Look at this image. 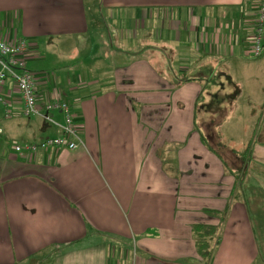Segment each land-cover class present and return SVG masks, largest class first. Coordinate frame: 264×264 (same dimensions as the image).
<instances>
[{
  "label": "crops",
  "instance_id": "crops-1",
  "mask_svg": "<svg viewBox=\"0 0 264 264\" xmlns=\"http://www.w3.org/2000/svg\"><path fill=\"white\" fill-rule=\"evenodd\" d=\"M249 1L0 0L1 36L17 24L31 42L38 100H67L82 140L16 158L13 144L61 130L23 116L12 83L0 90V264H264ZM197 225L216 227L206 260Z\"/></svg>",
  "mask_w": 264,
  "mask_h": 264
},
{
  "label": "built area",
  "instance_id": "built-area-1",
  "mask_svg": "<svg viewBox=\"0 0 264 264\" xmlns=\"http://www.w3.org/2000/svg\"><path fill=\"white\" fill-rule=\"evenodd\" d=\"M253 31L251 55L258 58L264 51V0L258 2ZM29 46L28 42L16 37L15 33L12 36L4 37L0 34V90L7 82L12 83L22 102L23 116L42 118L51 125L59 127L61 136L46 138L37 144H13L11 150L14 156L26 162H31L38 151L50 149L75 151L82 145L80 131L74 122L73 113L67 100L54 101L48 98L44 101L38 100L36 75L26 66ZM51 110H58L63 114V125H58L48 116V112ZM1 136L0 129V138Z\"/></svg>",
  "mask_w": 264,
  "mask_h": 264
},
{
  "label": "trees",
  "instance_id": "trees-1",
  "mask_svg": "<svg viewBox=\"0 0 264 264\" xmlns=\"http://www.w3.org/2000/svg\"><path fill=\"white\" fill-rule=\"evenodd\" d=\"M193 230L197 236L195 244L197 254L203 260L209 259L211 256L209 240L214 236L216 227L197 225Z\"/></svg>",
  "mask_w": 264,
  "mask_h": 264
},
{
  "label": "rangeland",
  "instance_id": "rangeland-1",
  "mask_svg": "<svg viewBox=\"0 0 264 264\" xmlns=\"http://www.w3.org/2000/svg\"><path fill=\"white\" fill-rule=\"evenodd\" d=\"M251 4H253L254 2H259V0H250L249 1ZM104 27L106 28V26L104 25ZM96 29H99V28H96ZM101 29H103V27L101 28ZM14 32H15V36L16 37H18L19 39H23V40H25L26 42H28V43H31L30 42V40H28V38H25V37H23V36H21V35H19V32H18V26H17V24H15V28H14ZM98 32L99 33H102V35L104 34L103 32H101L100 31V29L98 30ZM92 33V32H91ZM92 35H93V33H92ZM84 42H85V38L82 40V41H80V43H79V46H82L83 44H84ZM37 55V54H36ZM45 56H46V54H44ZM46 57H49V56H46ZM83 59H85L86 61H88V62H91V61H93V55H87V56H83ZM259 59H262L263 61H261L260 62V64H263L264 63V55L262 56V57H259V58H254V59H250L249 61L250 62H259L258 60ZM50 64L51 63H46L45 64V67H49L50 66ZM28 67V66H27ZM30 71H32V72H34L35 74H37V60H36V63L34 64V65H29V68H28ZM243 86H244V88H245V84H243ZM238 89V91L237 92H234V95L235 96H240L241 94H243V92H246V91H244V89H243V91L242 92H240V88L239 87H237ZM236 90V89H235ZM46 122V121H45ZM46 124H49L50 125V123H48V122H46ZM210 241V240H209ZM212 243H213V241H212ZM211 243V244H212ZM211 244H209L210 246H211ZM27 264H35L34 263V261L33 260H29V262H27Z\"/></svg>",
  "mask_w": 264,
  "mask_h": 264
}]
</instances>
